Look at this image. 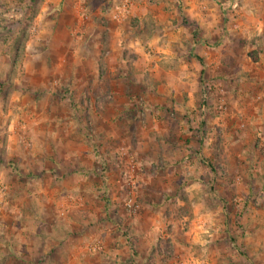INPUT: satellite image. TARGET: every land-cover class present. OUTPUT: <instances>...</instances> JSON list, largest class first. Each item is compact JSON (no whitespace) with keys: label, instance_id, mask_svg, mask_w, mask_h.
<instances>
[{"label":"rangeland","instance_id":"1","mask_svg":"<svg viewBox=\"0 0 264 264\" xmlns=\"http://www.w3.org/2000/svg\"><path fill=\"white\" fill-rule=\"evenodd\" d=\"M263 55L264 0H0V264H264Z\"/></svg>","mask_w":264,"mask_h":264},{"label":"built area","instance_id":"2","mask_svg":"<svg viewBox=\"0 0 264 264\" xmlns=\"http://www.w3.org/2000/svg\"><path fill=\"white\" fill-rule=\"evenodd\" d=\"M89 250L94 251V252L100 251V250H102V246L101 245H92V246H90Z\"/></svg>","mask_w":264,"mask_h":264},{"label":"trees","instance_id":"3","mask_svg":"<svg viewBox=\"0 0 264 264\" xmlns=\"http://www.w3.org/2000/svg\"><path fill=\"white\" fill-rule=\"evenodd\" d=\"M179 8H180V9L182 8V0H179ZM105 200H106V203H108V202H109V200H108V197H107V196H105Z\"/></svg>","mask_w":264,"mask_h":264},{"label":"crops","instance_id":"4","mask_svg":"<svg viewBox=\"0 0 264 264\" xmlns=\"http://www.w3.org/2000/svg\"><path fill=\"white\" fill-rule=\"evenodd\" d=\"M261 55H262V53H261ZM258 62H262L263 63L262 65H264V55L261 56V58H260V60Z\"/></svg>","mask_w":264,"mask_h":264}]
</instances>
